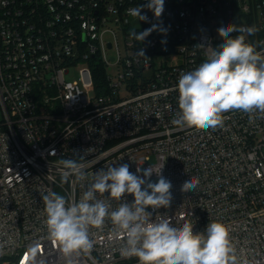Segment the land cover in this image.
Wrapping results in <instances>:
<instances>
[{"label": "built area", "instance_id": "2783aa9c", "mask_svg": "<svg viewBox=\"0 0 264 264\" xmlns=\"http://www.w3.org/2000/svg\"><path fill=\"white\" fill-rule=\"evenodd\" d=\"M148 2L0 0V264H138L121 254L124 237L109 219L90 229V253L63 254L46 226L43 195L78 201L95 171L121 163L134 173L163 167L172 183L170 207L148 209L153 220L190 222L194 233L220 222L235 264H264V113L228 111L208 129L173 124L178 78L222 42L218 28H243L232 38L244 35L264 55V0H165L159 18L147 8V21L128 15ZM153 24L167 31L143 42L130 36ZM141 48L146 56L137 55ZM95 58L118 72L114 80L106 71V91L91 99L66 79V67ZM66 158L86 165L87 180L61 183ZM190 178L195 190L182 192ZM132 199L110 200V211Z\"/></svg>", "mask_w": 264, "mask_h": 264}, {"label": "clouds", "instance_id": "9594fccd", "mask_svg": "<svg viewBox=\"0 0 264 264\" xmlns=\"http://www.w3.org/2000/svg\"><path fill=\"white\" fill-rule=\"evenodd\" d=\"M164 3L165 0H149L146 5L130 8L128 15L147 21L148 17L141 14L142 8H147L159 18ZM157 30L167 31L153 24L142 32L133 30L130 36L143 42ZM237 31L243 33L244 29L232 24L218 28L222 42L209 51L198 67L180 74L176 85L180 114L173 124L208 129L222 125L221 114L228 111L264 113V55L246 43L244 35L232 38ZM254 32V27L247 29L248 34ZM137 55L146 56L144 49ZM73 153L83 159L77 150ZM59 163L61 183L69 182L70 177L75 178L74 182L87 180L86 165L80 160L66 158ZM162 168L154 172L150 166L136 169L135 173L128 163L100 168L78 201L70 202L49 191L42 197L49 238L60 245L65 255L78 250L90 253L93 249L90 229L101 228L109 219L116 233L124 237L121 254L136 257L138 264H235L229 231L224 224L211 222L204 232L194 233L190 222L177 227L162 216L152 219L149 208H169L173 199L172 183L161 174ZM153 174L158 177L155 182L151 179ZM197 184V178H190L182 184L181 191H194ZM105 193L108 197L98 198L97 194ZM125 195L131 196L132 202L124 201L110 211V200L120 201Z\"/></svg>", "mask_w": 264, "mask_h": 264}, {"label": "rangeland", "instance_id": "374dc122", "mask_svg": "<svg viewBox=\"0 0 264 264\" xmlns=\"http://www.w3.org/2000/svg\"><path fill=\"white\" fill-rule=\"evenodd\" d=\"M106 41L111 40V35L107 34L105 36ZM121 46H123L124 41L120 39ZM110 56L116 55V50H111L108 53ZM69 72L66 74V79L69 81H79L83 90L89 98H94L96 94L95 83L93 81V76L91 72L90 61H77L66 67ZM107 74L111 75L115 80L116 73L118 72L117 66H110L109 69L105 67ZM3 119V112L0 106V120ZM154 162V158H152V163ZM157 180V179H156ZM155 180V181H156ZM154 181V182H155Z\"/></svg>", "mask_w": 264, "mask_h": 264}, {"label": "trees", "instance_id": "16d2710c", "mask_svg": "<svg viewBox=\"0 0 264 264\" xmlns=\"http://www.w3.org/2000/svg\"><path fill=\"white\" fill-rule=\"evenodd\" d=\"M91 72L93 76V81L95 83L96 94L100 95L106 91L104 88L107 83L106 80V70L105 66L99 62L97 58L90 61Z\"/></svg>", "mask_w": 264, "mask_h": 264}]
</instances>
